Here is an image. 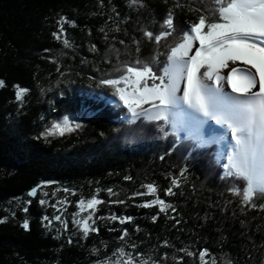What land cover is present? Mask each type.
<instances>
[{
	"label": "trees",
	"instance_id": "obj_1",
	"mask_svg": "<svg viewBox=\"0 0 264 264\" xmlns=\"http://www.w3.org/2000/svg\"><path fill=\"white\" fill-rule=\"evenodd\" d=\"M217 7L0 0V264H264V194L244 203L246 183L222 179L216 144L179 140L163 121L130 124L123 85L101 83L129 66L162 69L182 32ZM165 31L159 42L145 35ZM92 199L88 237L79 202Z\"/></svg>",
	"mask_w": 264,
	"mask_h": 264
},
{
	"label": "snow or ice",
	"instance_id": "obj_2",
	"mask_svg": "<svg viewBox=\"0 0 264 264\" xmlns=\"http://www.w3.org/2000/svg\"><path fill=\"white\" fill-rule=\"evenodd\" d=\"M131 2L137 3V0ZM213 2L218 6L212 13L213 18H206L202 14L198 23L188 26L182 32L183 43L170 50L168 62L162 69L154 70L149 64L142 67L129 66L126 68V74L117 79L103 80L101 83L133 84V91L130 93H126L123 88L116 89L119 99L131 113V119L128 121L130 124L141 116H147L149 120L163 121L164 125H170L175 132L177 116L182 115L186 123L196 125L201 131H204L205 125L211 129V121L220 125L216 131L223 135L215 140H228L230 149L221 153V157L227 160L222 165L225 169L222 179L231 177L243 180L246 183L242 193L243 202L248 203L255 193L264 194V0ZM164 23L166 28L175 30L171 12ZM171 34L170 31H165L159 36H154L151 32L145 33L157 42L161 36ZM194 42H198L199 46L195 47L194 53L190 55ZM237 62L242 64L238 65ZM145 77L153 81L151 87L147 85ZM181 80L185 81L183 88L180 87ZM3 84L0 80V86ZM257 86L258 90L254 91ZM228 88L231 89L230 92L226 90ZM26 91L19 89L16 99L21 100ZM145 104L156 110L155 116L149 115L148 109L142 107ZM67 126L68 121L65 120L64 127ZM52 128L59 130L63 135V128L59 123ZM160 130L165 136L169 135L163 126ZM50 134L51 129H48L41 133V136ZM173 183L175 184V181ZM148 190L155 191L151 185H148ZM231 190L240 191L239 188ZM108 191L112 192L111 189ZM168 191L172 194L171 189ZM34 195L36 189L29 192V196ZM40 202L45 203L43 200ZM157 202L161 205L160 210L165 211V202L157 199L153 203ZM79 203L84 204L83 201ZM96 203L98 201L92 199L87 203V208H93ZM252 206L256 207L254 204ZM55 219L59 220L60 217L56 216ZM89 219L90 216L83 221L85 236L91 228ZM24 227L28 228L27 222ZM206 255L207 250L199 253L202 262ZM132 259L130 256L125 264H131Z\"/></svg>",
	"mask_w": 264,
	"mask_h": 264
},
{
	"label": "rangeland",
	"instance_id": "obj_3",
	"mask_svg": "<svg viewBox=\"0 0 264 264\" xmlns=\"http://www.w3.org/2000/svg\"><path fill=\"white\" fill-rule=\"evenodd\" d=\"M198 46H199L198 42H194V47H193L192 53H189V54L190 55L193 54L194 51H195V47H198ZM201 71H203V69H201ZM132 79L134 80L135 77H132ZM146 79H149V78L145 77V81H146ZM121 84L123 85L122 88L125 89L126 93H130V92L133 91V87L134 86H133V84L131 82H129L127 85L124 82H121ZM184 86H185V81L181 80L180 81V87L183 88ZM149 87H151V86H149ZM178 95H182V93H178ZM120 102L124 105L123 101L120 100ZM142 107L145 108V109H148L149 115L155 116L156 110L153 109L151 107V105L145 104ZM185 108H187V105H185ZM125 109L127 111V117L129 119H131V113L128 111L127 108H125ZM138 111H140V109H138ZM142 117L148 119L147 116H141L140 118H142ZM211 124H216V122L215 121L214 122L211 121ZM214 126L215 125H213V127ZM195 127L196 126L194 124L186 123L185 120H184V117L182 115H178L177 116V126H176V130H175L174 133L181 140L182 139L191 138L192 140L196 141L200 145H205V144L206 145H210V144H213V143L216 144V156H217V158H219L220 161H222L223 163H226L227 160H226V158H222L221 157V153L223 151L230 150L228 148V140H225V141H222V142H216L215 138L219 137L220 135L213 134V135L209 136L207 134L210 130H212V128L208 129L207 131H206V128H204V131H201L200 129H195ZM170 129L173 132V129H172L171 126H170ZM221 135H223V133ZM229 138H230V134H229ZM95 205H94V207H95ZM83 209L87 212L88 217L92 216L91 211H92L93 208H87V205H86V206L83 207Z\"/></svg>",
	"mask_w": 264,
	"mask_h": 264
},
{
	"label": "bare ground",
	"instance_id": "obj_4",
	"mask_svg": "<svg viewBox=\"0 0 264 264\" xmlns=\"http://www.w3.org/2000/svg\"><path fill=\"white\" fill-rule=\"evenodd\" d=\"M238 63V65H240V64H242V62H237ZM246 67H250V66H246ZM226 71V70H225ZM254 71V70H253ZM224 74V71H222L221 72V75H223ZM227 91H231V89L230 88H228V89H226ZM256 90H258V86H257V89H254V91H256ZM214 122V121H213ZM210 124H211V122H210ZM212 125V130H210L207 134L209 135V136H211V135H213V134H217V135H221L222 133L221 132H219V131H216V129H219L220 128V125H217V124H211ZM213 125H215L214 127H213ZM196 126V125H195ZM204 128H206V131L208 130V125H205L204 126ZM195 129H199L197 126L195 127Z\"/></svg>",
	"mask_w": 264,
	"mask_h": 264
},
{
	"label": "flooded vegetation",
	"instance_id": "obj_5",
	"mask_svg": "<svg viewBox=\"0 0 264 264\" xmlns=\"http://www.w3.org/2000/svg\"><path fill=\"white\" fill-rule=\"evenodd\" d=\"M87 205V203H84L81 207H80V214L82 215V217H83V219H82V221L80 222V231L83 233V235H84V231H83V221L85 220V219H87L88 218V214H87V212L83 209V210H81L84 206H86ZM90 219L88 220V223H89V225H90ZM89 233H90V230H89V232H88V237H89Z\"/></svg>",
	"mask_w": 264,
	"mask_h": 264
},
{
	"label": "water",
	"instance_id": "obj_6",
	"mask_svg": "<svg viewBox=\"0 0 264 264\" xmlns=\"http://www.w3.org/2000/svg\"><path fill=\"white\" fill-rule=\"evenodd\" d=\"M179 139V138H178ZM180 140V139H179ZM36 189V191H37V188H35ZM35 196V195H34ZM34 196H30L31 198H33Z\"/></svg>",
	"mask_w": 264,
	"mask_h": 264
}]
</instances>
